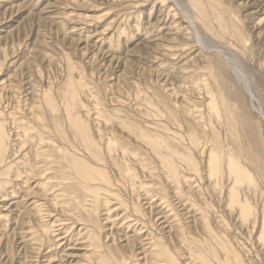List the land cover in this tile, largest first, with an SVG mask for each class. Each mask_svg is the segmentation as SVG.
Segmentation results:
<instances>
[{
  "label": "rangeland",
  "instance_id": "obj_1",
  "mask_svg": "<svg viewBox=\"0 0 264 264\" xmlns=\"http://www.w3.org/2000/svg\"><path fill=\"white\" fill-rule=\"evenodd\" d=\"M162 1L0 0V110L5 114L1 120L6 123L7 132L14 140L16 126L10 121V112H16V116L25 122H31L35 128L32 132L36 136L42 134L54 139L53 116L45 106L44 93L51 91L58 106L57 117L64 119L63 93L69 76L68 66L72 63L76 68L75 80L80 81L82 78L86 83L80 91V97L87 107L78 106L76 110L84 112V115L89 110L94 115L93 110L96 109L110 115L117 112L128 124L143 128L149 123L167 125L182 140L179 152L192 155L198 165L199 174H196L191 172L186 163L179 161L181 175L195 180L187 184L189 187H184L185 193L200 198L199 204L209 205L213 210L210 215L212 227L218 234H226L246 261L264 264V240H258L264 204V118L252 108L253 104L259 103L258 106L264 111V0H200L208 21L207 27L198 25L201 42L191 30L192 38L188 35L178 36L171 30L170 22L173 20L169 19V22L167 14L170 15L172 10L162 5ZM176 1L190 8L189 0ZM181 13L177 9L175 20L187 27V20ZM122 28H126V35L119 40L117 37L121 35ZM165 48H172V51ZM228 59L233 60L240 73L228 64ZM183 68L187 71H182ZM200 82L210 83V88L222 94L229 107L226 111L221 110L222 118L213 120L220 137L221 154L225 157L233 155L255 178V187L240 188L242 197L248 198L256 206L260 216L253 237H250L253 220L249 228H245L247 225L243 226L238 209L230 210L228 195L221 194L220 186L209 184L208 151L214 146L215 140L209 131L203 133L199 129L195 115L188 112L189 108L196 105L204 111V118L208 116V99L203 88L197 86ZM245 83L250 85L248 88L254 96L252 100L244 90ZM174 90L176 93H173ZM146 114L150 116L149 120L145 118ZM34 116L45 119L44 124L39 122L43 129ZM87 123L92 128L96 125L93 118L92 122L88 120ZM172 132L171 138L177 143L178 138ZM190 134L198 136V148L190 146ZM119 140L129 144L124 137H119ZM130 145L131 149H139ZM139 151L144 154L142 150ZM144 157L152 172L157 174L151 177V186H159L162 196L166 195L160 174L164 168L146 155ZM137 171L141 182L146 183L150 179L149 172L145 175L148 178H144L143 173ZM15 174V171L11 172L8 182L0 183V189L6 188L0 190V196L13 190L6 187L8 184L20 183H12ZM169 185L174 189L171 183ZM35 186L34 179L26 183L24 189H35L34 193L42 194ZM122 190V195L129 201L131 191ZM22 191L20 189L14 199L9 196L2 202L3 198H0V212L10 214L9 229L12 228L9 231L5 229L4 223L0 224V264H36V253L22 243V233L29 226H34L36 230L45 229L51 222L50 218L41 214L38 217L30 207L38 195L32 194L23 199L25 195ZM37 198L42 199L39 196ZM50 198L47 197V201ZM48 209L53 211V216L60 215L58 217L65 219L59 206L55 209L49 206ZM104 214L100 208L97 213L86 212L81 217L84 222L91 220L95 229L99 230L104 227ZM180 214H183V227L193 232L203 249L209 244L214 245L195 210L191 216H195L196 221L186 212L181 211ZM79 215L75 218L79 219ZM7 231L12 233L9 238ZM115 232H119L117 235L115 233L119 253L128 255L137 250L138 259L145 256L139 250L138 237L132 232L128 234L129 242L123 237L126 230ZM176 235L175 228L164 235L171 247L170 239H175ZM67 239L61 241L63 247L67 245ZM51 240L53 238L45 240L44 244L48 247ZM75 244H71L65 252L62 249L60 252L50 250L52 254L59 252V260L53 264H83L82 250L85 247L82 242ZM47 247L42 252L43 256L49 251ZM39 260L38 264H42Z\"/></svg>",
  "mask_w": 264,
  "mask_h": 264
},
{
  "label": "bare ground",
  "instance_id": "obj_2",
  "mask_svg": "<svg viewBox=\"0 0 264 264\" xmlns=\"http://www.w3.org/2000/svg\"><path fill=\"white\" fill-rule=\"evenodd\" d=\"M178 2L176 0L162 1V5L169 6L173 12L170 15L167 14V19L173 20L172 22L169 20L171 30L175 31L176 35L183 37L190 36L189 30H191L193 36L201 42L198 25L207 27L208 21L207 13L200 0H189L190 8L181 6ZM177 9L187 20V27L180 25L175 20ZM125 30L126 28H122L118 39L126 35ZM190 37L192 38V36ZM167 50L171 52L172 48ZM227 62L239 72L232 59H228ZM68 69L69 76L65 82L63 93L65 99L63 116L66 125H64L63 117H57L58 106L51 91L44 93L45 106L53 116L54 139L51 136L44 137L42 134L39 137L36 136L32 132L35 128L31 122H25L24 119L18 118L16 112L8 114L9 117H12L10 121L16 126L15 140L10 138L6 123L1 120V117L5 115L4 111L0 110V183L8 182L7 178L13 171L16 174L12 183L20 182L16 185L8 184L6 187L13 190L0 198H3L2 202L6 201L9 196L14 199L18 196L20 189L24 190L21 192L25 195L23 199L32 194L38 195L42 199H38V196L36 199L31 198L35 200L30 204V207L35 210L38 217L41 214L51 219L49 226L45 229L36 230L34 226H29L22 233V243L24 242L26 247H31L36 253V259H38L36 264L39 263V259L42 264L56 263L59 260L60 249L65 252V249L71 244L76 243V246L79 242H82L85 247L82 250L84 251L83 264H253L251 261L245 260L244 255L239 252L240 250L234 246V242L232 243L226 234H218L212 227L210 215L213 210L209 205L207 203L201 205L198 202L200 198H193L185 193L184 187H189L187 184L195 182V180L181 175L179 161L186 163L193 173L199 174V170L192 155L179 152V144L182 145V140L178 138L177 134L164 123H149L145 128L128 124L117 112L110 115L96 109L93 110L94 115L90 110L86 111L87 114L84 115V112L76 109L78 106L87 107L80 97V91L86 86V83L82 78L80 81L75 80L74 70L76 68L72 63H69ZM182 71L186 72L187 69L183 68ZM242 74L244 75V73ZM241 82L240 84L243 85ZM244 85V90L247 91L250 100L254 99L248 88L249 84L245 83ZM197 86L203 88L208 99L206 100L207 121L206 117H203L204 111L196 105L189 108L188 112L195 115L199 129H202L203 133L209 131L215 140L214 146L208 151L209 184L220 186L221 194L228 195L227 201L230 210L238 209L243 226L247 225L245 228L253 220V231L250 236L253 237V233L258 229L257 221L260 216L256 206L252 205L248 198L242 197L240 188L242 186H247L249 189L255 187V178L233 155L228 154L225 157L221 154L219 150L220 137L213 123L214 119L222 118V109L228 110L227 101L222 94H218L210 88V83L200 82ZM173 93L176 91L174 90ZM258 104H253L252 108L264 118V111ZM92 118L93 121H96L94 128L87 123L88 120L92 122ZM145 118L149 120L150 116L148 117L146 114ZM34 120L44 124L45 119L34 116ZM40 123L38 125L43 129ZM171 132L178 138L176 140L178 144L171 138ZM119 137L126 138L131 147L139 148L144 154H141L139 149H131L129 144L121 143ZM47 140H53V142ZM189 144L192 148H198L200 146L198 136L190 134ZM144 155L164 168V172L160 174L166 195L162 196L159 186H151V177H155L157 174L152 172ZM52 165L55 167L53 168ZM136 169L143 173L144 178H148L145 175L149 172L150 179L146 183L141 182V177ZM225 177L228 178L224 185ZM34 179L36 180L35 187H38L42 192L40 195L37 192L34 193L35 189H24L26 183ZM127 181H129L128 185ZM21 185L23 188H18ZM123 188L131 191L129 201L122 195ZM5 189L1 188L0 190ZM47 197H51L49 201H47ZM49 206L54 209L58 206L62 208L65 219L58 217L60 215L53 216L54 213L48 209ZM100 208L105 212V222L104 227L97 230L91 220L86 221L87 224L82 217L86 212L97 213ZM194 210L203 221V228L207 236L214 242V245L209 244L205 246V249L193 232L189 231L190 229L186 230L182 225L181 216L183 214L180 212H186V215L192 217L191 213ZM261 211L263 218L259 241L264 240V204ZM193 213L195 214V212ZM77 214H80L79 219L75 218ZM9 217L10 214L0 212V224L4 223L6 230L11 224ZM193 217L196 221V217ZM53 219L55 220L53 221ZM76 226H78L77 229H75ZM226 226L229 228V225L226 224ZM226 226H224L225 229ZM174 228L177 235L175 239L170 236L171 247L164 235H168ZM117 230L123 232L126 230L123 234L126 242H129L128 234L131 232L138 237L141 246L139 250L145 256L138 259L137 250L128 255L119 253L118 240L115 236ZM166 230H169L168 233L165 232ZM226 230L224 231L227 232ZM9 231H7V238L12 235ZM67 237V245L63 247L61 241L66 240ZM51 238L53 240L47 247L44 241ZM45 247L49 251L43 256L42 252ZM238 248L240 247L238 246ZM54 249L59 252L52 254L51 251Z\"/></svg>",
  "mask_w": 264,
  "mask_h": 264
}]
</instances>
